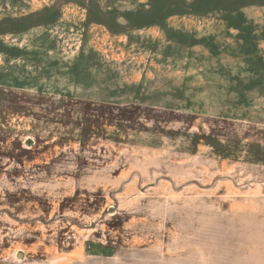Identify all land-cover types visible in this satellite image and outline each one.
Listing matches in <instances>:
<instances>
[{
    "label": "rangeland",
    "instance_id": "obj_1",
    "mask_svg": "<svg viewBox=\"0 0 264 264\" xmlns=\"http://www.w3.org/2000/svg\"><path fill=\"white\" fill-rule=\"evenodd\" d=\"M0 264H264V0H0Z\"/></svg>",
    "mask_w": 264,
    "mask_h": 264
},
{
    "label": "crops",
    "instance_id": "obj_2",
    "mask_svg": "<svg viewBox=\"0 0 264 264\" xmlns=\"http://www.w3.org/2000/svg\"><path fill=\"white\" fill-rule=\"evenodd\" d=\"M211 117V116H210Z\"/></svg>",
    "mask_w": 264,
    "mask_h": 264
}]
</instances>
